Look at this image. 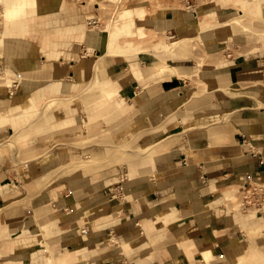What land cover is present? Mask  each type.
<instances>
[{
  "label": "crops",
  "instance_id": "1",
  "mask_svg": "<svg viewBox=\"0 0 264 264\" xmlns=\"http://www.w3.org/2000/svg\"><path fill=\"white\" fill-rule=\"evenodd\" d=\"M169 1L172 2H135L150 11L144 18V27L162 36V40L166 36L171 37L170 41L194 37L206 52H215L219 44L233 38L232 27L227 22L240 13L236 6L222 5L219 0H180V6H165ZM255 1L261 8L260 15L264 16V0ZM74 3L61 0L57 9L54 10L56 5L41 18L39 12L30 22L26 21L29 17L26 13L24 25L30 31L25 36L12 37L15 48L28 52L27 64L38 66V56L41 61L43 55L55 58L50 60L52 70L46 78H41L44 80L40 84L26 77L32 82L30 88L35 87L21 93L26 101L15 105L14 116H8V121L15 122L17 116L24 115L23 109L29 115L34 114L44 103L47 109H43V117H48L57 105L67 106L60 101L68 95L89 90L88 82L95 77L92 87L102 86V93L96 100L99 107L91 110V119L120 114L107 124L112 138L142 131L145 143L156 138L160 141L154 151L164 156L159 162L138 167L133 177L127 175L128 167L114 162L100 164L91 171L82 170L80 176H55L41 186L39 181L46 174L72 161L75 148L69 142L99 136L102 122L98 127L86 119L79 122L64 119L65 129L54 136L31 137L18 154L8 148V153L0 156V223L3 214L9 220L10 236L0 239V253L7 254L9 240L23 229L26 233L20 240H32V235L40 233L56 254L87 248L82 256L90 257V264H176L181 259L186 264H191L190 261L203 264L202 248L208 246L206 243H212L213 249L218 245V230L223 232L221 237L232 240L244 237V231L259 227L253 240H261L264 210L254 219L224 226V192L213 187L264 179L262 45L255 44L254 50L244 51L240 56L226 54L221 62L220 59L206 63L204 67L199 63L202 55L192 44L165 57L161 69H153L161 60L158 58L137 64L125 59L133 54L106 56L101 62L104 71L100 73L97 67L93 69L96 57L84 54L86 49L80 48L79 42L72 38L92 46L100 41L104 43V30L97 26L96 20L98 28L80 32L77 28L84 23L79 24L80 19L74 14L83 17L86 10L79 12L80 7ZM256 28L263 32L262 25ZM2 31L0 21V38ZM10 48L6 49L9 55ZM35 48L43 55L35 53ZM4 52L5 46L3 49L0 46V84L12 79L15 86L21 72L6 61ZM164 56L161 53L156 57ZM197 75L213 80L214 89L195 95L198 87L190 82V77L194 79ZM216 89L225 91L218 94ZM12 94L0 86V112H8ZM28 124L20 127L28 128ZM10 130L9 125H0V148H7L5 142ZM86 143L85 148H77L81 156L88 157L82 161L106 157L104 144ZM189 148H194L197 159L189 160L186 153ZM109 207H112L110 212L90 219V215ZM62 210L67 211L66 217L57 214ZM52 216L58 218L53 222ZM102 252L106 253L105 257ZM46 256L43 246L36 242L28 255L15 264H44ZM7 261L0 259V264ZM221 262L214 259L211 264Z\"/></svg>",
  "mask_w": 264,
  "mask_h": 264
},
{
  "label": "rangeland",
  "instance_id": "2",
  "mask_svg": "<svg viewBox=\"0 0 264 264\" xmlns=\"http://www.w3.org/2000/svg\"><path fill=\"white\" fill-rule=\"evenodd\" d=\"M127 1L132 2L134 0L132 1L131 0H101V3H98V4H94V0H73V2H75L80 7L81 11L79 12L82 13V10H86V14L83 17H82V14H79V15H77L76 13L74 14L76 15L75 17L78 16L77 18L80 19L79 24L84 23L82 26H79L77 28L80 32H83V33L88 32L91 26L89 24V21H91L92 19L97 20L98 21L97 26L101 28L102 30H104V33H103V36L105 38V40H103L104 43L100 41L91 46V45L85 44L84 42L80 41L77 38H72L73 40L79 42L78 46L80 48H83L84 50L86 49L83 52L84 54L91 53L93 54L94 57H96V63L93 66V69L97 67L96 71L99 70L100 73L104 71V68L101 66V62L106 56H115V55H120V54L126 56L127 54H133L131 55V57H125V59L130 62H136L137 64L148 63L150 60L155 59V58L164 60L165 57L171 56V55H166L161 58V57H156L157 55H155L154 57H151L152 54L148 53V51L150 49H153L155 44L158 46L156 47L157 51L165 50V49H169V47L171 48L172 46L171 42L173 41H170V39L169 41H167L168 40L167 37H164V36H163L164 40H162V36L155 34L150 29H146V32H147L146 36L150 38V40L155 39L156 43L151 44L150 47L146 49L144 48L145 49L144 50V49H141L140 44H135L133 42V39L136 36L132 28H133L134 20L136 19V16L134 17L128 16L126 23H120L118 26L121 27V29L118 32L113 30L117 28L118 26H115L111 21L109 22V17L115 14L116 16L115 20H117L118 14L120 13V11L123 8L128 7ZM136 1L138 0H135V2ZM207 1H213V0H207ZM219 1L222 5L236 6L242 11V13L247 9V7L250 6L251 2L252 4H255L257 2V1L254 2L253 0H245L243 3L242 2L233 3L232 1H229V0H219ZM57 2H58L57 7L54 8V10L59 7L61 0H57ZM165 4H166L165 6H172V7H177L181 5L180 0H172V2L169 1ZM5 7H6V3L0 0V21L3 24L2 36L0 38V46L2 47V49L5 46L4 56L6 58V61L14 65L21 72L20 73L21 76L19 80L15 82V86L13 85L12 79H10V81L4 80V82L0 84V86L6 87V89H8L9 92L13 93L9 97V101H8L9 104H8V110H7L9 113H11V115L7 114L8 112L6 111H3V112L1 111L0 113L2 115H7V123L4 122L3 124H0V125L1 126L9 125L11 128L10 130L11 135L8 136V139L6 140L7 142L12 141L13 142L12 145L15 146V147L12 146L13 148H11V152L17 151L15 149L17 148L18 149L17 154H18L19 148L21 146H24L26 143V140H28L31 137L54 136V134L57 133L58 131L64 130L66 127V124L63 121L64 119L72 118V119H76L75 120L76 122H79L80 120L83 121L84 119H86L88 123L93 124L94 126L100 125L99 122H102L103 124L101 127L98 126L99 132H101L99 136L93 135L92 137H90L89 139H86L85 141H87L88 144L95 143V142L104 144V151H105L104 155L106 154L105 158H102L100 160H98L97 158L96 160L90 159L92 161V167L89 168V170L80 169L79 168L80 162L82 161V159H86L88 157H84L79 154V151L77 150V144L79 141L71 140L69 144L72 147L74 146L75 148V154L72 158V161H70L68 164L61 165L57 167L56 169H54L53 171L46 174L43 179H40L39 184L41 186L46 185L53 177L59 176V175L70 174L72 176H78V175L80 176L82 175V170L91 171L90 169H98L100 167L99 166L100 164L106 166L114 162L125 167V169L128 167L127 175L133 177V175H135L136 173L132 175L129 171L133 163L142 162V161L147 160V163L137 165V167L141 168V167L148 165L149 162L154 159V156L156 154L155 151H151L147 154H139L137 156H135L133 154L134 152L132 151L124 153L122 156L126 155L128 159H130L129 161L128 160L122 161L119 155L110 154V152H112L115 146L117 145L123 144L130 150H139L147 142L145 143L141 137L143 135L142 131H138L135 133L128 132L127 136L118 135L112 138V135L110 132L111 129L107 128V124L117 119L118 116H120V114L118 116L99 115L91 119L90 114L93 113L91 110H93V107H99V105L98 106L96 105L97 103L96 100H97V96L102 93V86L92 87L95 84L94 82L95 77H92L90 81L88 82L87 89L90 88L89 90L83 93H80L78 95L76 94L75 96H74L75 93L68 95V98H64L60 101V102L67 103V106L61 107V105H57L56 107H54V109L50 111V114L48 117L46 118L43 117L44 115L43 109H47V106L44 103L41 106V108L39 107V109L35 110L34 114L29 115V112L23 109L22 113H24V115L17 116V118L15 119V122L8 121V116L9 117L14 116L13 113L16 111V109H14L15 105L19 106L18 103L20 101L24 102V100L26 99L25 96H23L21 93H23L24 91H26V89L32 86V82L28 81L26 77L33 78L34 82L40 84L39 81L42 82V80H44L41 78H46L45 77L47 76L46 74H48L50 70H52L53 64L51 63L52 61L50 60H53V58L55 57H48L47 55H43V53L39 51L44 56V61H41L40 59H38L39 57L38 56L37 58L35 57L38 63V66L37 64H27L28 61H26V59L29 58L27 56L28 52H26V50H22L20 47L15 48V46L12 45L13 43L12 37L16 35L18 37L25 36L26 34L25 32L28 33L30 31L28 30L29 28L25 27L24 25V19L28 14L22 15L16 18L15 20H12L10 18H6L4 14L2 13V10H5ZM145 9L148 11L145 16L146 18L150 11L146 7ZM49 11H52V8L48 10H44V9L41 10L39 13L41 15L39 17L41 18V16H43L42 14L45 15V13ZM151 12H153V9L151 10ZM88 14L89 15L91 14L92 18L87 19ZM237 16L238 15L234 16L231 20L227 22L232 27L233 38L229 39L226 43L219 44L218 49L215 52H206L205 47L204 46L200 47L199 45L200 43L194 37L188 38L189 40H191V43L194 46V48L197 50L198 54L202 55L203 57L201 60H199L200 61L199 63L201 66L204 67L206 63H216L220 59L221 60L219 62H221L224 59L226 54H239L240 56L241 53H243L244 51L254 50L255 44H261L262 45L261 47L264 48V43H263L264 42V16L262 18L260 15L259 16L257 15L258 16L256 17L257 20H254V18H251L249 16L247 17L242 16L238 20V19H235ZM83 18L84 20L82 22L81 20ZM128 25L131 27V31H127ZM261 25L263 27V32L260 28ZM256 27H259L260 29H257ZM256 30H259V32H256ZM162 32H165V31H162ZM255 34H257V36H255ZM261 35L263 38H260ZM46 40L47 38H45V41ZM44 45L47 46L48 44H44ZM8 46H11L10 55L6 53V49L8 48ZM96 49H98V51H96ZM35 51H36L35 53L39 54L36 48H35ZM98 54H101V55L98 56ZM133 68H135V64ZM106 72L108 74V70H106ZM135 74L140 75L138 73H135ZM197 74H200V71L197 70ZM198 77L199 76L197 75L196 78ZM196 78L192 79L190 77V82L198 87V91L196 92L195 95H201L208 89H214L213 83L215 82L213 80H210L208 78L209 80L206 82V85H201V84L196 83L197 82ZM23 83H26L27 86H23ZM85 84L86 83L81 85V88ZM32 88H30L29 90H31ZM224 91L225 90L223 89H219V90L216 89V92L218 94H222L224 93ZM117 96H118V93H117ZM102 106H104V104ZM31 109L32 108L29 106L30 111ZM17 114H19V112ZM27 115H29L30 119ZM27 118L29 119V121L27 120ZM27 122H29L28 128L23 129L20 127L22 124H23L22 126H25ZM82 123H83V126L86 129H88V126L85 125V122H82ZM8 134L9 133L7 132V135ZM155 140L159 141L157 138ZM186 153H187L189 160L198 158L195 153L194 148L186 149ZM234 184H237L236 185V192H237L236 195L237 196L231 200L226 201L225 199L224 201V206L226 208V223L224 226H228L229 224L233 222L241 221L243 219V216L246 214L249 208H257L259 212L264 210V198L260 199L259 202L250 203V204H245L243 201L244 196L246 195L248 189L250 192L254 187L264 188V179L263 180L257 179V180L241 181V182L234 183ZM234 184L225 185V186H222V185L215 186L213 188L222 190L224 192L227 189V187L229 188V186L231 187ZM0 212L2 211L0 210ZM66 212H67L66 210L65 211L62 210L57 214H60L66 217L67 216L65 215ZM98 214L99 213L95 215L92 214L93 216L90 215V219H92V217ZM57 218H58L57 216H52L53 220H56ZM8 222L9 220H6L2 214V220L0 223V239L4 238V236L5 237L10 236V233L8 231ZM251 230H249L248 232L244 231L243 232L244 237L238 238V239H232V240H229L226 236L221 237L223 232L222 230H218L216 231L218 233L217 235L218 245L215 246V248L213 249L214 245L212 243H209L207 247L212 250L214 254V259L222 260L221 264H262V263L264 264V245H262L264 244V236H262L261 240L256 239L254 241L253 236L257 235V232L258 230H260V228L258 227V229L254 228ZM252 232L254 233V235ZM25 233L26 232L23 229L22 231H20L19 233L15 235L16 236L15 238H12L14 241H12V239L9 240L11 242L9 245H7L8 250H7L6 255L3 252H1L2 254L0 253V259L8 260L6 264H9V263L15 264L16 262L21 261V259L24 256L28 255V252L31 249L32 244L36 242L42 245L43 247H49V250L51 251V254L54 256V258L59 257L62 254H69L71 256L72 255L82 256V252L85 249H87V248H83L77 251H64L59 254H56L54 249L51 247V245L45 239L41 237L40 233L35 234L34 236L32 235V237H30L32 238V240L31 239H28L26 241L20 240L19 238L20 237L22 238L23 236H25ZM226 242H229L231 245L232 251L234 252V255H235V260H236L235 262H232V259L229 257L228 253L223 248V246L227 244ZM191 248H193V246ZM200 255H202V253H200ZM190 262H192L191 264H195L193 263L194 261H190Z\"/></svg>",
  "mask_w": 264,
  "mask_h": 264
},
{
  "label": "bare ground",
  "instance_id": "3",
  "mask_svg": "<svg viewBox=\"0 0 264 264\" xmlns=\"http://www.w3.org/2000/svg\"><path fill=\"white\" fill-rule=\"evenodd\" d=\"M1 1L6 3L5 10H2V13L4 14V16L6 18H10L12 20H15L16 18L28 13L29 17L26 18L27 22H30L32 19L31 17L37 15L41 10H43V9L48 10V9L56 7V5H57V0H1ZM229 1H232L233 3H240V2L243 3L245 0H229ZM253 1L255 2V0H253ZM133 2L134 3L131 4L127 1L128 7L123 8L120 11V13L118 14L117 20H115L116 16H115V14H113L109 17V22L111 21L115 26H118L120 23H126L128 16H133V17L136 16V19L134 20V25L132 28L133 32L136 36L133 39V42L135 44H140L141 49H144V48L146 49V48L150 47L151 44L156 43L155 39L150 40V38H148L146 36L147 32H146V28L144 27L143 22H144V18H145L148 11L145 9V7H143L139 3H135V0ZM98 3H101V0H94V4H98ZM260 10H261V8L257 2L255 4H252V2H251L250 6L247 7V9L243 13L240 10V13L238 14V16L235 19L239 20L240 17H242V16H244V17L249 16L251 18H254V20H257L256 17H258L260 15L259 14ZM261 17H263V16H261ZM90 18H92V16L89 17V19ZM95 24H96V20L92 19L90 21V25H91L90 30L91 31H94L96 29L97 26ZM120 29H121V27L118 26L117 28H115L113 30L118 32ZM127 31H131V27L129 25L127 26ZM166 37L168 39L171 38L170 36H166ZM171 43H172L171 48L169 47V49L158 50V51L156 48L158 46L155 44L153 49H150V50L148 49L149 50L148 53L152 54L151 57H154L155 55H158L161 53H165V55H174V54H177L178 50L185 48L189 44H192L191 40H189L188 38L175 40ZM200 47H202V46L200 45ZM164 64H165L164 60H159L158 62H156L154 64L153 69H161L164 66ZM196 79H197L196 83L201 84V85H206V82L209 80L207 77H202V76H199ZM4 122L7 123V115L0 114V124H3ZM68 128H72V126H70ZM68 128H66V129H68ZM92 136H89V137H92ZM82 137H84V136H82ZM155 141H157V140L153 139V140L148 141L139 150H130L129 148H127L123 144L117 145V146H115L114 150L112 152H110V154H117V155H119V157L121 158L122 161H127V160L129 161L130 159H128V157L126 155L122 156L124 153L132 151V152H134L133 154L135 156H137L139 154H147L151 151H154L155 147L159 143V141H157V142H155ZM12 144H13L12 141L11 142L6 141L5 145L7 146V148H0V156L6 155L8 153V148L11 150V148L15 147ZM86 146H87V143H86L85 139L79 140V142L77 144L78 149H83ZM15 149L18 152V149L17 148H15ZM163 156L164 155L161 153H156L154 156V159L151 160L149 162V164H152L155 161L159 162ZM144 163H147V160L142 161V162L133 163L132 166L130 167V173L131 174L135 173L137 171V168H138L137 165H141ZM91 167H92V161L91 160L81 161L79 164L80 169H89ZM236 185L237 184H234L231 187L229 186V188L227 187V189L224 191V196H225L224 198L226 199V201L231 200L237 196L236 195L237 194ZM238 186H239V184H238ZM247 192H249V189L247 190ZM111 209H112V207H109V208L103 209L97 213H108L111 211ZM97 213H94L93 215H95ZM258 213H259V211L257 208H249L247 210L246 214L243 216V219H246V220L254 219L258 216ZM52 221L54 222L55 220L52 219ZM251 231H253V230H251ZM253 235H254V233H253ZM226 243L227 244H225V246H223V248L228 253L229 257L232 259V262H235L236 260H235L234 252L232 251L229 242H226ZM176 245H177V243H176ZM207 245H208V243L205 244V246H207ZM22 247H24V246H22ZM43 250L47 252L46 261L44 264H90V261H91L90 257H83L84 255L83 256H78V255H72L71 256L69 254H62L61 256L54 258V256L51 254V251L49 250V247H43ZM201 253L203 255V260H205V262H203V264H211L212 261L214 260V254H213L212 250L209 249L208 247H206V248L204 247V248H202ZM104 254L106 255V253H104ZM104 254L102 252L103 257H105ZM187 260H188V258H187ZM186 262L187 261L185 259H181V260H178V262L176 264H186ZM9 264H11V263H9Z\"/></svg>",
  "mask_w": 264,
  "mask_h": 264
},
{
  "label": "built area",
  "instance_id": "4",
  "mask_svg": "<svg viewBox=\"0 0 264 264\" xmlns=\"http://www.w3.org/2000/svg\"><path fill=\"white\" fill-rule=\"evenodd\" d=\"M263 198H264V188L254 187L250 192L246 193L243 201L245 204H250V203L259 202L260 199H263Z\"/></svg>",
  "mask_w": 264,
  "mask_h": 264
}]
</instances>
